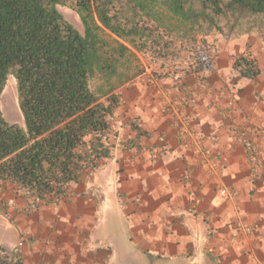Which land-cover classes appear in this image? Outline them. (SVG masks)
Instances as JSON below:
<instances>
[{"label":"crops","instance_id":"obj_1","mask_svg":"<svg viewBox=\"0 0 264 264\" xmlns=\"http://www.w3.org/2000/svg\"><path fill=\"white\" fill-rule=\"evenodd\" d=\"M216 44L203 80L182 85L144 72L123 85L111 156L56 202L33 210L5 184L0 205L16 241L0 246L19 251L23 264H264V42L246 35ZM246 52L259 61L255 79L233 69ZM110 165L111 177L98 180Z\"/></svg>","mask_w":264,"mask_h":264},{"label":"trees","instance_id":"obj_2","mask_svg":"<svg viewBox=\"0 0 264 264\" xmlns=\"http://www.w3.org/2000/svg\"><path fill=\"white\" fill-rule=\"evenodd\" d=\"M58 6L78 14L83 33ZM246 35L264 41V0H0V96L14 76L26 124L9 123L0 106V189L13 184L28 200L54 203L111 156L119 89L146 70L134 49L160 64L158 80L186 85L213 66L217 38ZM233 69L262 73L250 52ZM0 264H23L22 255L0 246Z\"/></svg>","mask_w":264,"mask_h":264},{"label":"rangeland","instance_id":"obj_3","mask_svg":"<svg viewBox=\"0 0 264 264\" xmlns=\"http://www.w3.org/2000/svg\"><path fill=\"white\" fill-rule=\"evenodd\" d=\"M59 10L63 13L64 17L70 21L80 32L83 33V25L78 14L69 6H58ZM102 36L111 41V33L109 31H103ZM264 42V41H263ZM134 49V48H133ZM135 53L139 57L141 64L146 67V77L158 80L155 77L154 71L158 69L160 65L158 62H154L149 54L134 49ZM144 73V72H143ZM151 82V80H150ZM0 106L5 119L12 124H18L25 127V119L21 112L18 100L17 80L14 76L8 77L5 89L0 96ZM103 170L97 172V179L102 180L104 178H110L111 165L105 166ZM107 181V180H106ZM106 199L108 207H111V191L106 193ZM6 207L0 208V241H4L8 246L12 245L16 241L14 229L10 225L9 217L6 215Z\"/></svg>","mask_w":264,"mask_h":264},{"label":"built area","instance_id":"obj_4","mask_svg":"<svg viewBox=\"0 0 264 264\" xmlns=\"http://www.w3.org/2000/svg\"><path fill=\"white\" fill-rule=\"evenodd\" d=\"M241 140H242L244 146L248 150H250L252 154H254V157H256L255 156V154H256V145H255V142L246 134L245 131H241ZM221 193L223 195H225L226 197L228 196V191L226 189H222L221 190ZM39 205H40L39 203H36V202H33V201H31V204H30V206H31V208L33 210L37 209ZM21 244H22V241L20 242V245Z\"/></svg>","mask_w":264,"mask_h":264}]
</instances>
